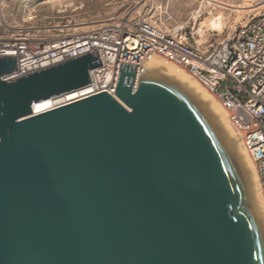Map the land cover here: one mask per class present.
Segmentation results:
<instances>
[{"label": "water", "instance_id": "obj_1", "mask_svg": "<svg viewBox=\"0 0 264 264\" xmlns=\"http://www.w3.org/2000/svg\"><path fill=\"white\" fill-rule=\"evenodd\" d=\"M88 54L0 78V264H264L242 162L181 82L119 65L105 91L33 113L89 83ZM16 70L0 56V77Z\"/></svg>", "mask_w": 264, "mask_h": 264}, {"label": "built area", "instance_id": "obj_2", "mask_svg": "<svg viewBox=\"0 0 264 264\" xmlns=\"http://www.w3.org/2000/svg\"><path fill=\"white\" fill-rule=\"evenodd\" d=\"M200 16L194 11L186 23L173 25L138 16L87 30L58 24L35 31L28 22L9 27L0 13V56H13L16 63V70L0 78L9 82L96 49L101 65L88 70L89 83L68 92L77 97L54 108L102 91L119 102L114 92L120 63L135 66L134 90L147 61L159 57L183 69L227 111L255 165L264 198V14L214 43L198 42L195 22Z\"/></svg>", "mask_w": 264, "mask_h": 264}, {"label": "rangeland", "instance_id": "obj_3", "mask_svg": "<svg viewBox=\"0 0 264 264\" xmlns=\"http://www.w3.org/2000/svg\"><path fill=\"white\" fill-rule=\"evenodd\" d=\"M204 1V2H203ZM0 0V13L3 23L9 27L26 25L34 30L67 24L70 29L87 30L116 22L120 19L132 21L136 17H154L165 25L186 23L190 13L198 11L201 16L195 28L220 15L223 32L212 33L207 26L197 32V40L204 43L218 42L234 27L243 25L264 14V0ZM219 2L231 5L227 7ZM249 4L251 7L243 9ZM31 19V20H30ZM234 26V27H233Z\"/></svg>", "mask_w": 264, "mask_h": 264}, {"label": "bare ground", "instance_id": "obj_4", "mask_svg": "<svg viewBox=\"0 0 264 264\" xmlns=\"http://www.w3.org/2000/svg\"><path fill=\"white\" fill-rule=\"evenodd\" d=\"M213 1L214 0H206L205 3L212 4ZM219 3L227 7H233L231 5L224 4L222 2ZM249 7L251 6L246 3L245 6L239 8L246 9ZM200 25L201 26L199 27V29L197 28V32L199 31L200 34L202 32V27L205 25L208 27L207 29L210 32L217 33V35L223 32V23L220 15H215L207 22H203ZM146 69L147 71L157 72L181 82L182 84L187 86L192 92H194L198 96V98L210 110V112L212 113V115L214 116V118L216 119L222 130L224 131L225 135L229 139L230 143L232 144L233 148L235 149L236 153L238 154L242 162V165L248 176V180L250 183L255 204L264 222V198L261 194V189H260L255 165L251 161L245 150L241 133L237 129H235V127L229 121L227 111L220 105V103L212 93L206 91L201 85L197 83L196 80H194L190 75H188L183 69L165 63L159 57H153L149 61H147ZM75 97H77V95H75L74 92H72L63 95L62 97L46 99L34 104L32 106V111L33 113H40L45 110L54 108V106H56L62 101L71 100L74 99Z\"/></svg>", "mask_w": 264, "mask_h": 264}]
</instances>
